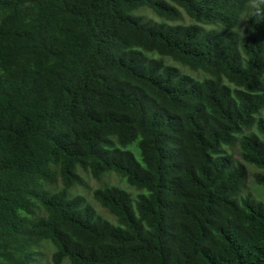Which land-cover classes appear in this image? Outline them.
I'll use <instances>...</instances> for the list:
<instances>
[{"label": "trees", "instance_id": "obj_1", "mask_svg": "<svg viewBox=\"0 0 264 264\" xmlns=\"http://www.w3.org/2000/svg\"><path fill=\"white\" fill-rule=\"evenodd\" d=\"M249 176L264 0H0V264H264Z\"/></svg>", "mask_w": 264, "mask_h": 264}, {"label": "rangeland", "instance_id": "obj_2", "mask_svg": "<svg viewBox=\"0 0 264 264\" xmlns=\"http://www.w3.org/2000/svg\"><path fill=\"white\" fill-rule=\"evenodd\" d=\"M106 180H109L114 183H122L121 180L115 174H109ZM89 189H81L80 191L92 199L91 190L99 185V182L94 179H88ZM247 191H249L256 199L264 202V186L257 184L251 176L247 179ZM42 250L44 251L45 259H49V254L51 252V247L46 243L43 245ZM62 264H70L68 261L63 262Z\"/></svg>", "mask_w": 264, "mask_h": 264}]
</instances>
